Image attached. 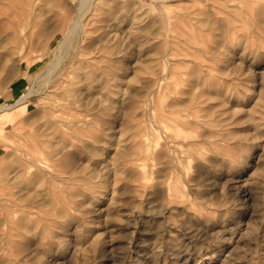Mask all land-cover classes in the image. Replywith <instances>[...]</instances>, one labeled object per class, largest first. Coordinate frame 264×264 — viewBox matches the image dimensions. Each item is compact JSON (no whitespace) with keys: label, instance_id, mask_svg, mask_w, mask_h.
<instances>
[{"label":"rangeland","instance_id":"374dc122","mask_svg":"<svg viewBox=\"0 0 264 264\" xmlns=\"http://www.w3.org/2000/svg\"><path fill=\"white\" fill-rule=\"evenodd\" d=\"M26 1L0 0V105L15 102L50 66L48 47L60 37L50 39L61 24L58 4L68 6L66 0H35L30 9ZM135 5L140 10L132 12ZM93 6L79 45L94 51L102 41L120 63L105 58L109 64L91 68L80 78L82 92L71 98L79 107L89 102L84 109L96 123L91 133L101 140V157L92 155L96 141L88 135L71 147L70 164L51 167L58 178L46 173L50 177L28 191L34 170L17 174L24 156L44 139L42 112L59 94L45 99L50 87L0 113V264H264V0H94ZM129 15L147 27L142 45L129 33ZM152 47L169 48L174 59L166 64ZM198 62L203 68L194 73L204 76V86L189 91ZM77 67L74 53L61 66L69 71L64 77L79 74ZM110 88L117 91L108 97ZM169 100L183 102L167 112L162 105ZM117 147L126 149L123 155ZM83 166L92 178L80 176ZM87 183L93 188L81 191Z\"/></svg>","mask_w":264,"mask_h":264},{"label":"bare ground","instance_id":"6f19581e","mask_svg":"<svg viewBox=\"0 0 264 264\" xmlns=\"http://www.w3.org/2000/svg\"><path fill=\"white\" fill-rule=\"evenodd\" d=\"M62 1V0H61ZM67 1V5L69 6L70 5V3H76L75 5H74V11H70V8H68V6L67 7H63V6H61L60 4H58L60 7H62V8H60V12H61V14H62V18L60 17L59 18V20L61 19V24H59V26L55 29V30H53V31H51V30H49V31H51L50 32V39H52V38H54L57 34H59L60 35V37L56 40V43L54 44V45H52V46H50V47H48V51L49 52H52L53 54H52V58H51V60H50V62H51V64H50V66H48V68L47 69H45L39 76H38V78H37V80L34 82V83H32L31 84V88H29L28 89V91L26 92V93H24V94H22L15 102H13V103H11V104H2V105H0V113H2V112H8L9 110H11V109H14V108H17V107H19L21 104H23V103H26V101L28 100V98L31 96V94H34V93H45V91L48 89V88H50L51 87V89H50V92H47L46 94H45V99H47V98H49L48 100H50L51 98H50V96L52 95V94H59V95H57L56 97H55V99H51L49 102H48V104H47V107L46 108H44V111L42 112V114H43V116H44V119H45V121H44V124H41V125H43V127H45V136H43L44 137V139L42 138L41 139V142H35V144H37V146H36V148H34L33 150H31L30 152V154L29 155H25L24 156V159H25V162H24V164H22V166L20 167L21 169H20V173H18V171H17V176L20 174V175H23V174H26V173H30L32 170H34V175H32V176H30V178L28 179V182L26 183V187L28 188V191L29 190H35V188L36 187H38V186H40L41 184H42V182L43 181H45V179H47V177H50V175H47V174H51L52 176H53V178H58V174L57 173H55V171H53L52 172V169H51V167H53V166H57V165H59V163L58 162H60L61 160L64 162V163H66L67 165L68 164H70L71 163V161H72V158L74 157L73 155H74V152H71V147L73 146V145H76L75 144V142H78V141H80V140H87V137H88V135L89 136H91L92 138H93V141H96V137H94V135L91 133V128H93L94 126H96V123L94 122V121H92L89 117H88V113H86V111H85V106L84 105H86L85 103H89V102H85L84 103V105H83V103H82V105L80 104V107L79 106H76V104H75V102H77L78 100L76 99L75 100V98H77L78 97V95H80V93L77 95V91L79 90V88H80V82L81 81H83L84 83L82 84V85H84L85 84V81L84 80H81L82 78L81 77H83V76H88V75H90V73H91V68H94V66H95V69H97V67H100V68H102L104 65H108V64H103V60L105 59V58H107V60L105 59V61H110L111 63L113 62V61H115L116 59H118V57L116 58L115 56H113V57H115L116 59H114L113 57H112V55H113V51H111V50H109L110 48H108L109 46L108 45H100V44H102V43H100V42H102V41H100L99 42V44L98 43H95V41H96V39H94L95 41H94V43L95 44H98L97 45V47H95L94 48V51H88L87 49H89L88 47L89 46H87V47H82V46H80L79 45V40H80V38H81V35L86 31V24L88 25V24H90L91 23V21H90V15L91 14H94L93 13V11H94V6H93V3H94V0H66ZM106 1V0H105ZM107 1H109V0H107ZM112 1V0H111ZM53 2V1H52ZM64 2V1H63ZM36 3V1L35 0H29V1H26V4L30 7V9H31V7H33L34 5L33 4H35ZM49 3V2H48ZM112 3H114V2H112ZM117 4V3H116ZM131 4V3H130ZM104 5H105V3H104ZM66 6V5H65ZM73 6V5H72ZM130 6V5H129ZM132 6V5H131ZM40 7V6H39ZM69 7H71V6H69ZM106 8V7H105ZM112 8V7H111ZM111 8H110V10H111ZM115 8H117L116 7V5H115ZM130 9H131V7H129ZM72 9V8H71ZM104 9V8H103ZM107 9V8H106ZM109 9V8H108ZM107 9V10H108ZM98 10H100L101 11V9L99 8H97V11ZM119 9L117 8V10H116V14H118L119 12H117ZM137 10H140V7H138V6H134L133 7V10H132V12L133 11H137ZM39 11V10H38ZM104 12H105V10H104ZM124 12H125V10H124ZM26 13V12H25ZM35 13V12H34ZM111 13L113 14V16L115 15V13H114V9L111 11ZM27 14V13H26ZM55 14V13H54ZM105 14V13H104ZM107 14V16L109 17L110 15V12H109V14L108 13H106ZM121 14V13H120ZM124 14V13H123ZM125 14H126V12H125ZM124 14V15H125ZM58 15V14H57ZM97 15V14H96ZM39 16V15H38ZM122 16V15H121ZM130 16V15H129ZM128 16V17H129ZM108 17H105V18H108ZM130 17H132L131 19L133 20H131L132 21V25L133 26H131L130 28H129V33H130V35L132 36V38L133 39H135V41L136 42H138L139 44H141L142 45V43H143V39L145 38H143V31H145V29L147 28H145V29H143L144 28V26L142 27V26H140V21H142V19L140 18V17H136V16H130ZM2 18H4V19H6L5 17H2ZM8 18V17H7ZM32 18V17H31ZM104 18V19H105ZM110 18V17H109ZM123 18V17H122ZM122 18H120V22L122 21ZM112 18H110V20H111ZM129 19V18H128ZM164 20H165V18H163ZM2 20V19H1ZM110 20H108V21H110ZM118 20H119V18H118ZM130 20V19H129ZM164 20H162V21H164ZM8 21V20H7ZM6 21V22H7ZM11 21V20H10ZM25 21V20H24ZM57 21H58V19H57ZM105 21V20H104ZM128 21V20H127ZM116 22H118V21H116ZM151 22L152 21H150L149 23L151 24ZM57 23V22H56ZM100 23H102L101 21L99 22V24ZM105 23H107V22H104V24ZM114 23V22H113ZM112 23V24H113ZM124 23H125V21H124ZM131 23V22H130ZM154 23V22H153ZM153 23H152V25H153ZM164 23H166V22H164ZM0 24H1V22H0ZM97 24V23H96ZM108 24H110L109 22H108ZM118 24V23H117ZM126 24H128L127 22H126ZM135 24V25H134ZM2 25V24H1ZM5 25V24H4ZM4 25H3V27H4ZM58 25V24H57ZM123 25V24H122ZM121 25V26H122ZM151 25V26H152ZM101 26V25H100ZM113 26H116V25H114L113 24ZM127 26V25H126ZM146 26V25H145ZM2 27V26H1ZM53 27V26H52ZM104 27H106V25H104ZM103 26H102V28H104ZM108 27H110V26H108ZM120 27V26H119ZM123 27L124 26H122L121 28L123 29ZM149 27V26H148ZM98 28V25L96 26V29ZM114 28H116V27H114ZM2 29V28H1ZM96 29H94V30H96ZM111 29H112V26H111ZM110 29V30H111ZM117 29V28H116ZM116 29H114V30H116ZM126 29H128V28H126ZM143 29V30H142ZM163 29H164V26H163ZM13 31H15L14 29H12ZM90 30H92V28L90 29ZM93 30V31H94ZM107 30H108V28H107ZM113 30V29H112ZM29 31V30H28ZM92 31V32H93ZM101 31V30H100ZM120 31V30H119ZM126 30H124L123 32H125ZM164 31V30H163ZM91 32V33H92ZM98 31L96 30V33H97ZM105 32H107V31H104V33ZM109 32H111V31H109ZM115 32V31H114ZM113 32V33H114ZM117 32V31H116ZM127 32V31H126ZM148 32V31H147ZM9 33V32H8ZM13 33V32H12ZM11 33V34H12ZM44 33V32H43ZM42 33V34H43ZM90 33V32H89ZM93 33H95V32H93ZM100 33V32H99ZM112 33V32H111ZM112 33V34H113ZM118 33V32H117ZM108 34V33H107ZM123 34H125V33H123ZM122 34V35H123ZM150 34V33H149ZM16 35V34H15ZM99 36H100V34H98ZM104 35V34H103ZM111 35V34H110ZM109 35V36H110ZM161 35V34H160ZM17 36V35H16ZM22 36V35H21ZM90 36V35H89ZM113 36V35H112ZM117 36H119V35H117ZM116 36V37H117ZM126 36V35H125ZM131 36H129V37H131ZM146 36H149V35H146ZM162 36L165 38L166 37V33L165 32H163V34H162ZM45 37H46V35H45ZM102 37V36H101ZM105 37H106V34H105ZM111 37V36H110ZM128 37V36H127ZM22 38V37H21ZM99 38V37H98ZM111 38H113L109 43L110 44H112L111 42H113V40L115 41L116 40V38L115 37H111ZM121 38V36H119V39ZM16 39V38H15ZM19 39V38H18ZM104 38H102V40H103ZM106 39V38H105ZM122 39V38H121ZM123 39H124V37H123ZM130 39V38H129ZM99 40V39H98ZM130 40H132V39H130ZM148 40H149V38H148ZM147 40V41H148ZM169 40V39H168ZM18 41V40H17ZM46 41V40H45ZM45 41H42V43H44ZM104 41V40H103ZM123 41V40H122ZM122 41L120 40V42H121V45H123L122 44ZM133 42H135L134 40H132ZM132 41H131V43H132ZM147 41H145V44H146V42ZM16 42V41H15ZM29 42V41H28ZM98 42V41H97ZM117 42V41H116ZM116 42H113V43H115L116 44V46H117V43ZM118 42H119V40H118ZM128 42H130V41H128ZM128 42H126V43H128ZM41 43V44H42ZM91 43H93V42H91ZM108 43V44H109ZM131 43H129L130 44V46H132V45H134L133 43L131 44ZM243 43V42H242ZM95 44H92V45H95ZM109 44V45H110ZM114 44V45H115ZM128 44V45H129ZM136 44V43H135ZM148 44V43H147ZM158 44H160V43H158ZM165 44H167V43H165ZM172 44V43H171ZM4 45V44H3ZM3 45L1 44V46L0 47H3ZM39 45V44H38ZM88 45H89V42H88ZM91 45V46H92ZM113 45V44H112ZM111 45V46H112ZM112 46V47H114L113 49H115V47L116 46ZM120 45V43L118 44V46ZM126 44H124L123 46L124 47H126L125 46ZM168 45V44H167ZM6 46V45H5ZM24 46V45H23ZM45 46V45H44ZM122 46V47H123ZM230 46V47H229ZM228 47H226L227 49H229V51L230 52H232V54L233 53H235V49L234 48H231V45H229ZM13 47V46H12ZM121 47V46H120ZM120 47H118L119 48V50L121 49ZM123 47V48H124ZM145 47V46H144ZM144 47H142L143 48V50L145 49ZM146 47H148V46H146ZM168 47V46H167ZM87 48V49H86ZM92 48V47H91ZM126 48H130V47H126ZM153 48V47H152ZM112 49V50H113ZM93 50V49H92ZM110 52H109V51ZM115 50H117V49H115ZM119 50H118V52H119ZM122 50H124V49H122ZM139 50V49H138ZM141 50V49H140ZM142 50V51H143ZM149 49H146V51H148ZM121 51V50H120ZM125 51V50H124ZM145 51V50H144ZM149 51H155V54H157V57H159V58H161L166 64H168L167 62H168V60H173L174 58H173V56H174V54L170 51V49L169 48H162V47H154L153 48V50H149ZM244 50H242L241 51V54H243L244 52H243ZM93 52V53H92ZM115 52V51H114ZM117 52V51H116ZM115 52V53H116ZM122 52V51H121ZM121 52H119V53H121ZM151 52V53H152ZM74 53H76V60H78V67L76 68V69H79V74H77L76 76L74 75V77L73 78H71V79H66L64 76L65 75H63V73L65 74V72H69V71H65V72H63L62 71V69H61V66L63 65V63H65V61H67L68 59H70V57L72 56V54H74ZM114 53V54H115ZM125 53H127V49H126V51H125ZM131 53V52H130ZM142 52L140 51V54H141ZM148 53V52H147ZM150 53V52H149ZM42 54V53H41ZM116 54H118V53H116ZM115 54V55H116ZM140 54H139V56H140ZM143 54V53H142ZM146 54V53H145ZM120 55V54H119ZM118 55V56H119ZM132 55V54H131ZM138 54L136 53V56H137ZM253 55V54H252ZM110 56L114 59V60H112V58H110ZM117 56V55H116ZM128 56V55H127ZM127 56L125 57V58H127ZM133 56V55H132ZM132 56H131V58H132ZM152 56V55H151ZM122 57H123V54H122ZM128 57H130V56H128ZM153 57V56H152ZM122 59V58H121ZM130 59V58H129ZM136 59H137V57H136ZM138 60V59H137ZM232 60V59H231ZM234 61H235V58L233 59ZM105 61H104V63H105ZM116 61H118V63H120V61L119 60H116ZM136 61V60H135ZM131 62V61H130ZM233 62V61H232ZM239 62H241V61H239ZM243 62V61H242ZM75 63H77V62H75ZM115 63V62H114ZM117 63V62H116ZM113 64V63H112ZM126 64V63H125ZM238 64H240V63H238ZM261 64V63H260ZM259 64V65H260ZM74 65V64H73ZM120 66H121V64L119 65V68H120ZM127 66H128V64H127ZM130 66H132V64L130 65ZM129 66V67H130ZM264 66V65H263ZM106 67V66H105ZM123 67H125V70H126V66H123ZM146 67V69L148 70V71H150V70H152V67H153V63L151 64V61H149V63H148V65H146L145 66ZM261 67V66H260ZM108 68V67H107ZM199 68H203V64H201L200 62H198L196 65H195V68L192 70V72H191V74H190V76H191V81L188 83V85H189V88H188V90L190 91V90H192L193 89V87L194 86H196V85H199L200 84V86H201V88L204 86V84L203 83H200L199 82V80L201 79V80H203L202 79V77H204V76H199L197 73H194L195 71H197V70H199ZM248 68H249V66H248ZM66 69V68H65ZM94 69V70H95ZM113 69H115V68H113ZM122 69V68H121ZM264 69V68H263ZM101 70V69H100ZM115 70H117V69H115ZM115 70H113V72L112 73H114V71ZM118 70H120V69H118ZM123 70V69H122ZM125 70H123V72H126ZM128 70V69H127ZM223 70V69H222ZM224 70H225V67H224ZM59 71H61V79L60 80H57L58 79V77H59V74H58V72ZM109 71H112V70H110L109 69ZM210 70L209 69H207V72H209ZM256 71V70H255ZM95 72H97V70L95 71ZM117 72H119V71H117ZM121 72V74H122V71H120ZM152 72V71H151ZM71 73V72H70ZM99 73V72H98ZM101 73V72H100ZM107 73V72H106ZM110 74V72L107 74V75H109ZM117 74H119V73H117ZM116 74V75H117ZM124 74V73H123ZM96 75H97V73H96ZM95 75V76H96ZM115 75V74H114ZM98 76H99V74H98ZM110 76V75H109ZM66 77H67V74H66ZM89 77H91V76H89ZM111 77H112V75H111ZM114 77V76H113ZM116 77H118V76H116ZM81 78V79H80ZM99 78V77H98ZM97 78V76H96V78H95V80L96 79H98ZM103 78V77H102ZM124 78V77H123ZM165 77L164 76H159L158 77V80H160V79H164ZM88 79V78H87ZM104 79V78H103ZM110 79H112V78H110ZM117 79H119V78H116V80ZM127 79V78H126ZM86 80V79H85ZM124 81H126L125 79H123ZM135 80V79H134ZM99 81V80H98ZM124 81H121V82H123L124 83ZM136 81V80H135ZM153 81V80H152ZM156 81V80H155ZM56 82V83H55ZM94 82V81H93ZM92 82V83H93ZM106 82H107V80H106ZM117 82H119V81H117ZM150 82V81H149ZM148 82V83H149ZM96 84H98V82L96 81L95 82ZM104 83V82H103ZM123 83H121V85L123 84ZM127 83V82H126ZM154 83V82H153ZM102 84V83H101ZM89 85V84H88ZM117 85V84H116ZM125 85V84H124ZM215 85H218V84H215ZM90 86H91V84H90ZM93 86V85H92ZM91 86V87H92ZM101 85H99V87L98 88H93V89H99V88H101L100 87ZM107 86V85H106ZM110 85H108L107 87H109ZM148 86H149V84H148ZM147 86V87H148ZM246 86V85H245ZM82 87V86H81ZM88 87V86H87ZM112 87V86H111ZM118 87V86H117ZM146 87V88H147ZM249 87V86H248ZM86 88V87H85ZM127 88V87H126ZM228 88V87H227ZM83 89H84V87H83ZM128 89V88H127ZM152 90H153V88H151ZM150 89V90H151ZM248 90H249V88H247ZM61 90V91H60ZM86 91H87V89H85ZM84 90V92H86ZM150 90H148V91H150ZM116 91L117 90H115V89H113V88H110V90L106 93L107 95L106 96H108V97H110V96H113V94H115L116 93ZM119 91H120V89H119ZM122 91V90H121ZM147 91V92H148ZM78 92H82L81 90H79ZM91 92V91H90ZM89 92V93H90ZM95 92V91H94ZM97 92V91H96ZM123 92V91H122ZM122 92H121V94H122ZM137 92V91H136ZM225 92H227L226 90H225ZM68 93V94H67ZM98 93H99V91H98ZM186 93V92H185ZM55 94V95H56ZM134 94V93H133ZM132 94V95H133ZM136 95H137V93H135ZM74 95H76V97L75 98H71V97H73ZM88 96L90 95V94H87ZM92 95H94V94H92L91 93V96L89 97V98H92ZM96 95V94H95ZM94 95V96H95ZM99 95V94H98ZM135 95V96H136ZM143 95V94H142ZM242 95H244V92H243V94H242V92H240L239 93V95L237 96L238 98L237 99H240L241 97H242ZM81 96H82V94H81ZM87 96V97H88ZM93 96V97H94ZM97 96V95H96ZM96 96H95V98H96ZM100 96L102 97V98H104L103 97V95H101L100 94ZM140 96V95H139ZM138 96V97H139ZM147 96V95H146ZM260 96H261V94H260ZM53 97V96H52ZM84 97H86V96H84L83 95V97L82 98H84ZM85 98V100L86 99H88V98ZM120 97V96H119ZM141 97V96H140ZM148 97V96H147ZM262 97V96H261ZM54 98V97H53ZM94 98V99H95ZM98 98V97H97ZM96 98V99H97ZM255 98V96L252 98V99H250V100H253ZM81 99V98H80ZM95 99V101L97 102V101H100V100H96ZM119 99V98H118ZM118 99H116V100H118ZM133 99V98H132ZM131 99V100H132ZM135 99H136V97H135ZM244 99V98H243ZM62 100H66V102H63ZM85 100H83V101H85ZM90 100V99H89ZM92 100V99H91ZM115 100V99H114ZM82 101V100H81ZM82 101V102H83ZM95 101H94V103H95ZM110 101V100H109ZM133 101V100H132ZM136 101V100H135ZM149 101V100H148ZM170 101V100H169ZM112 102V101H111ZM115 102V101H114ZM150 102V101H149ZM182 100H177V101H175V100H173V101H170V102H168V105H162V108H165V109H167V112H168V109L170 110V109H172V108H174V107H176V106H179V105H181L182 104ZM94 103H93V105H94ZM108 103H110V102H108ZM107 103V104H108ZM133 103V102H132ZM95 104H97V103H95ZM118 104H119V102H118ZM98 105V104H97ZM103 105V104H102ZM101 105V106H102ZM105 105V104H104ZM121 105V104H120ZM87 106V105H86ZM106 106V105H105ZM132 106L134 107L135 106V104H132ZM141 106V105H140ZM99 107H100V104H99ZM112 107V106H111ZM93 108H96L97 109V107H93ZM102 108V107H101ZM108 108V107H107ZM91 109V108H90ZM109 109V108H108ZM107 109V111H109ZM87 110V109H86ZM92 110V109H91ZM94 110V109H93ZM92 110V111H93ZM97 111V110H96ZM164 111V110H163ZM88 112H91L90 110L88 111ZM166 112V113H167ZM165 113V112H164ZM42 116V117H43ZM104 117V116H103ZM106 117V116H105ZM93 118V117H92ZM47 125V126H46ZM94 129V128H93ZM43 131V130H42ZM103 133H105V132H103ZM1 134V133H0ZM57 138V140L56 141H52L50 138ZM100 137V136H99ZM39 138V137H38ZM92 140V139H91ZM101 140H97L96 141V144L94 145V147H93V149L92 148H90V149H92V155H94V157L97 159V160H99V156H100V154H101ZM18 148H19V146H18ZM20 148H22V147H20ZM19 148V149H20ZM126 151V149L124 148V147H117L116 148V152H118V153H121L122 155H123V151ZM83 151H84V149H83ZM90 151V150H89ZM73 156V157H72ZM84 156H86V154H84ZM101 157V156H100ZM72 168V167H71ZM74 169V168H73ZM77 169V168H76ZM74 171V170H73ZM90 172H91V170H89L88 169V167H86V166H83L82 168H80L79 170H78V173L80 174V176L81 177H84V179L86 178H88V179H90V176L93 174H91L90 175ZM47 173V174H46ZM90 175V176H89ZM16 176V177H17ZM105 176V175H104ZM68 177V176H67ZM74 177V176H73ZM76 177V176H75ZM79 176H77V178H78ZM94 177V176H93ZM102 177V176H101ZM18 178V177H17ZM21 178V177H20ZM61 178V177H60ZM80 178V177H79ZM91 178H92V176H91ZM96 178V177H95ZM104 178V177H103ZM14 179V178H13ZM64 179H67L66 177L64 178ZM87 179V180H88ZM99 179V178H98ZM108 179V178H107ZM100 180V179H99ZM10 181V180H9ZM8 181V182H9ZM68 181V180H67ZM94 181V180H93ZM107 181V180H106ZM81 182V181H80ZM98 182V181H97ZM103 182V181H102ZM14 183V182H13ZM92 183V182H91ZM101 183V182H100ZM48 185H51V184H56V182L52 179V183L50 184V182H48L47 183ZM46 184V185H47ZM78 184V183H77ZM81 184V183H80ZM88 185H79L80 186V189H82L81 191H83V190H85V189H91V188H93V187H91V185L89 184V183H87ZM78 186V185H77ZM53 187V186H52ZM82 187V188H81ZM20 188V187H19ZM46 188V187H45ZM48 188H49V186H48ZM79 188V187H78ZM105 189V188H104ZM107 189V188H106ZM27 190V189H26ZM25 190V191H26ZM44 190H46V189H44ZM43 189H42V191H44ZM108 190V189H107ZM22 190H20V192H21ZM32 191V192H33ZM36 191V190H35ZM34 191V192H35ZM51 191V190H50ZM245 191V190H244ZM24 192V191H23ZM31 192V191H30ZM39 191H37V194H39L38 193ZM41 192V191H40ZM26 193V192H25ZM25 193H24V195H25ZM44 192H42L41 194H43ZM88 193V192H87ZM86 193V194H87ZM102 193V192H101ZM29 194V193H28ZM32 194V193H31ZM36 194V193H35ZM35 194H33L32 195V197L35 195ZM23 195V194H22ZM45 195V194H44ZM77 195H79V196H81L79 193L77 194ZM47 196V195H46ZM23 197V196H22ZM76 197V196H75ZM82 197V196H81ZM28 198H30V197H28ZM27 198V199H28ZM20 199H22V198H20ZM31 199V198H30ZM33 199H34V197H33ZM3 201H6V202H11V203H13V204H18L19 205V202L18 201H14V200H11L10 198L9 199H7V198H5V200H3ZM33 201V200H32ZM35 201V200H34ZM28 202V201H27ZM9 204V203H8ZM10 205V204H9ZM17 205V206H18ZM22 205H20L19 206V208L21 207ZM22 208H25V207H22ZM24 210V212H25V209H23ZM29 215L28 213H25V214H23L22 216H21V218H20V220L21 219H24L25 218V215ZM61 214V213H60ZM69 214V213H68ZM67 214V215H68ZM64 215V214H63ZM61 216V215H60ZM66 216V215H65ZM62 218H63V216H62ZM67 218V217H66ZM64 219V218H63ZM20 223H22V222H20ZM27 224H28V222H27ZM30 225V224H29ZM22 229L24 228L25 230H29V228L30 227H28L27 228V226L25 225V226H23V225H19Z\"/></svg>","mask_w":264,"mask_h":264}]
</instances>
